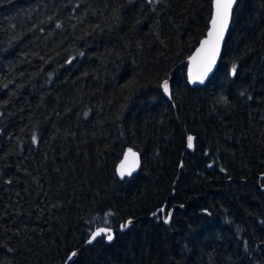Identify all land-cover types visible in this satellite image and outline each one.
Returning a JSON list of instances; mask_svg holds the SVG:
<instances>
[{
	"label": "trees",
	"instance_id": "1",
	"mask_svg": "<svg viewBox=\"0 0 264 264\" xmlns=\"http://www.w3.org/2000/svg\"><path fill=\"white\" fill-rule=\"evenodd\" d=\"M211 4L0 0V264H264V0L190 87Z\"/></svg>",
	"mask_w": 264,
	"mask_h": 264
},
{
	"label": "snow or ice",
	"instance_id": "2",
	"mask_svg": "<svg viewBox=\"0 0 264 264\" xmlns=\"http://www.w3.org/2000/svg\"><path fill=\"white\" fill-rule=\"evenodd\" d=\"M236 0H214V12L210 20V28L207 32V36L200 42V47L196 49V52L189 58L190 66L188 72L189 81L192 83H203L208 73L212 71L213 66L217 62V58L220 55L221 44L224 40L226 31L228 30L229 23L232 17L233 6ZM59 27V25H57ZM237 67L233 65L231 73L236 75ZM165 94H170V87L168 80H164L160 85ZM33 141L36 142V137L33 136ZM194 137L189 135L187 137L188 148H193ZM139 165L138 154L131 148L124 153V159L120 163L117 171L121 178L125 176H131ZM223 171V169H221ZM206 211V210H205ZM159 213L164 214V223H169L172 213L169 211L165 213L164 208L158 210ZM111 215L107 213L106 216ZM157 215V213H153ZM107 224V220L104 221ZM131 224L129 220L126 224L121 225V228H126ZM91 238L87 241L91 244L97 237L104 236L109 242L113 240V233L110 227H98L91 232ZM77 255L76 252H71L67 257L66 264H71L73 258Z\"/></svg>",
	"mask_w": 264,
	"mask_h": 264
},
{
	"label": "water",
	"instance_id": "3",
	"mask_svg": "<svg viewBox=\"0 0 264 264\" xmlns=\"http://www.w3.org/2000/svg\"><path fill=\"white\" fill-rule=\"evenodd\" d=\"M237 2H238V0H236V3H235L234 6H233L232 13H233V11H234V8H235ZM213 12H214V0H212V4H211V14H210V18H209V21H208V27H207V30H206V32H205V35L199 40L197 46L194 48V50L191 52V54L188 56V58H187V60H186V80H187V83H188V85H189L190 87L203 86V85H204V84H205V83L211 78V76L214 74V72L216 71V69H217V67H218V65H219V61H220V58H221V55H222L223 47H224V44H225V40H226V37H227L228 31H229V27H230L231 21H230V23H229L228 30H227L226 33H225L224 40H223V42H222V44H221L220 55H219V57L217 58V62H216V64L213 66L212 71L208 73V75H207V77L204 79V82H203V83H200V82L192 83V82L189 81V78H188V72H189V66H190V59H189V58H190V57L196 52V49L200 47V42H201L203 39L206 38V36H207V32H208V30H209V28H210V26H211V25H210V20H211V16H212ZM231 19H232V17H231ZM162 91H163V89H162ZM163 94H164V96H165L168 100H170V98H171V94H165L164 92H163ZM132 150H133V149H132ZM133 151L136 152L135 150H133ZM125 152H127V150H126ZM125 152H124V153H125ZM124 153H123V156H122L121 160L118 162V164H117V166H116V174H117V176H118L120 179H122V178L120 177V175H119L117 169H118L120 163L122 162V160L124 159ZM136 153H137V152H136ZM137 154H138V153H137ZM138 159H139V165H138V167L136 168V170L132 173V175H134L135 173H137V171H138L139 168H140V156H139V154H138ZM132 175H131V176H132ZM125 177H130V176H125ZM125 177H123V178H125ZM261 191L264 192V182H263V184H262V186H261ZM170 212H171V211H170ZM128 221H129V220H128ZM128 221H127V222H128ZM130 221H131V224H132L133 220H130ZM127 222H126V223H127ZM126 223H125V224H126ZM131 224H130V225H131ZM130 225H129V226H130ZM129 226H128V227H129ZM126 228H127V227H126ZM123 229H125V228H123ZM111 230H112V229H111ZM112 233H113V230H112ZM113 237H114V234H113ZM90 238H91V235H90L89 239H90ZM89 239H88V240H89ZM105 239H106V238H105ZM88 240H87V241H88ZM106 241H107L108 243H111L113 240L109 242V241L106 239ZM86 244L88 245L89 243L86 242ZM74 258H75V257H74ZM74 258H73V259H74ZM65 264H66V263H65Z\"/></svg>",
	"mask_w": 264,
	"mask_h": 264
}]
</instances>
